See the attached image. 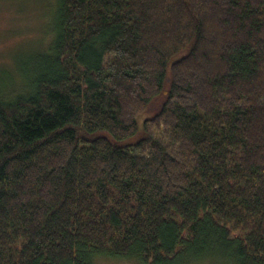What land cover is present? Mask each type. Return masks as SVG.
Here are the masks:
<instances>
[{"label": "trees", "instance_id": "1", "mask_svg": "<svg viewBox=\"0 0 264 264\" xmlns=\"http://www.w3.org/2000/svg\"><path fill=\"white\" fill-rule=\"evenodd\" d=\"M47 7L0 83V264H264V0Z\"/></svg>", "mask_w": 264, "mask_h": 264}, {"label": "rangeland", "instance_id": "2", "mask_svg": "<svg viewBox=\"0 0 264 264\" xmlns=\"http://www.w3.org/2000/svg\"><path fill=\"white\" fill-rule=\"evenodd\" d=\"M18 3L11 0H0V83L8 88L10 77L14 83L17 79L10 72L12 63L17 58L29 54L35 55L40 35H45L43 25L48 12L47 0H20L23 10L16 7ZM98 262V261H97ZM98 264H132L129 261L100 260Z\"/></svg>", "mask_w": 264, "mask_h": 264}]
</instances>
